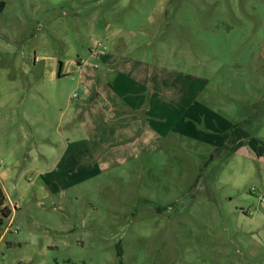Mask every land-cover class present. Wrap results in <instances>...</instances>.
<instances>
[{"label": "rangeland", "instance_id": "374dc122", "mask_svg": "<svg viewBox=\"0 0 264 264\" xmlns=\"http://www.w3.org/2000/svg\"><path fill=\"white\" fill-rule=\"evenodd\" d=\"M1 1L0 173L13 175L0 264H264V164L171 136L157 149L106 146L105 103L94 130L70 127L97 52L113 51L109 23L125 56L165 80H204L198 102L263 145L264 0ZM79 139L93 172L40 176Z\"/></svg>", "mask_w": 264, "mask_h": 264}, {"label": "crops", "instance_id": "0c3cea01", "mask_svg": "<svg viewBox=\"0 0 264 264\" xmlns=\"http://www.w3.org/2000/svg\"><path fill=\"white\" fill-rule=\"evenodd\" d=\"M104 31L108 41L114 43L113 51L102 52V66L86 74L82 90L85 102L76 108L70 127H78L82 123L85 128L105 103L108 106L107 111L102 108L106 113L104 122L112 127L99 126L95 133L104 136L101 142L106 146L111 145L122 151L157 149L160 143L171 136L174 138L172 143L188 141L207 146L212 151V158L222 157L228 164L233 160L238 163L244 159L264 164V144L257 146L254 139L249 141L246 139L247 132L240 130V127L232 128L223 117L209 113L198 102V93L206 83L204 80L197 87L196 79L191 75L181 74L179 78L171 76L167 80L157 73L152 75V70L141 59L132 60L124 55L126 44L115 43V29L109 23ZM77 64L82 65L81 62ZM62 72L60 74L59 70L56 75L62 77ZM94 127L92 122L93 130ZM241 127L246 125L242 123ZM89 143L87 139L67 143L61 160L55 163V169L47 173L40 172V176L50 182L59 178L60 182L66 184L71 182L69 174L80 176L78 172L84 168L93 172L91 166L97 165H91L89 161H97V158L91 153ZM30 165L39 170L38 162H31ZM12 175V172H1V186L3 181L11 180ZM260 178L264 186V176Z\"/></svg>", "mask_w": 264, "mask_h": 264}, {"label": "trees", "instance_id": "16d2710c", "mask_svg": "<svg viewBox=\"0 0 264 264\" xmlns=\"http://www.w3.org/2000/svg\"><path fill=\"white\" fill-rule=\"evenodd\" d=\"M4 9H5V4L0 0V12L4 11ZM62 69H63V64L61 63L60 74L62 72ZM11 215H12V211L7 204V197L0 183V238L3 235V232L5 230V225L9 220V218L11 217Z\"/></svg>", "mask_w": 264, "mask_h": 264}, {"label": "built area", "instance_id": "2783aa9c", "mask_svg": "<svg viewBox=\"0 0 264 264\" xmlns=\"http://www.w3.org/2000/svg\"><path fill=\"white\" fill-rule=\"evenodd\" d=\"M95 54H96V53H95ZM97 54H98V56L100 57V56L102 55V52H101V53L97 52ZM263 201H264V197H263Z\"/></svg>", "mask_w": 264, "mask_h": 264}]
</instances>
